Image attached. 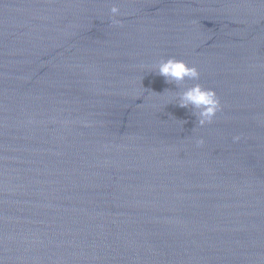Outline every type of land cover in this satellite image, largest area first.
I'll list each match as a JSON object with an SVG mask.
<instances>
[{"label": "water", "instance_id": "obj_1", "mask_svg": "<svg viewBox=\"0 0 264 264\" xmlns=\"http://www.w3.org/2000/svg\"><path fill=\"white\" fill-rule=\"evenodd\" d=\"M0 264H264V0H0Z\"/></svg>", "mask_w": 264, "mask_h": 264}, {"label": "clouds", "instance_id": "obj_2", "mask_svg": "<svg viewBox=\"0 0 264 264\" xmlns=\"http://www.w3.org/2000/svg\"><path fill=\"white\" fill-rule=\"evenodd\" d=\"M111 21L113 24H119L116 17L120 14L117 6L111 8ZM154 72L165 78L166 83L175 84L181 91L176 92L172 97L179 103L180 107L192 109L197 123L202 127L213 121L216 113L221 110V103L216 92L212 89H206L200 84L183 88V82L187 80H198L200 77L199 70L195 66L188 65L185 61L169 58L159 62ZM234 139L238 140L239 137ZM203 140L197 141V144H203Z\"/></svg>", "mask_w": 264, "mask_h": 264}]
</instances>
